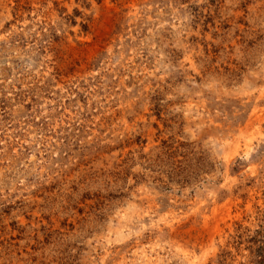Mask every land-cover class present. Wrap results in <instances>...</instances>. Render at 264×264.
Masks as SVG:
<instances>
[{
    "label": "rangeland",
    "instance_id": "rangeland-1",
    "mask_svg": "<svg viewBox=\"0 0 264 264\" xmlns=\"http://www.w3.org/2000/svg\"><path fill=\"white\" fill-rule=\"evenodd\" d=\"M0 264H264V0H0Z\"/></svg>",
    "mask_w": 264,
    "mask_h": 264
}]
</instances>
